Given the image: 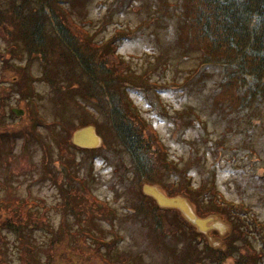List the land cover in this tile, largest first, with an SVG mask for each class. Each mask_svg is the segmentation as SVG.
<instances>
[{"label": "rangeland", "instance_id": "374dc122", "mask_svg": "<svg viewBox=\"0 0 264 264\" xmlns=\"http://www.w3.org/2000/svg\"><path fill=\"white\" fill-rule=\"evenodd\" d=\"M64 1L78 23L87 22V33L96 44L113 38L118 57L128 63L129 70L125 73L131 75L127 84L131 81L134 84L127 86H134V89L126 88V99L131 105H136L144 122L154 125L159 139L165 144L163 154L175 165L171 167L175 171L160 175L165 183H153L152 186L168 194L166 184L184 185L185 180L179 172L186 168L189 172L186 178L190 176L195 186L209 188L214 184L222 200L249 205L264 222V181L261 179L264 174V107L260 113L262 117L253 119L252 130L248 134L226 133L225 148L218 149L216 142L223 138L224 126L211 119L213 107L208 101L218 76L213 68L200 65L197 54L184 52L179 47L177 39L180 31H176L179 25L175 16L181 12L168 5L163 8L166 1L171 5L178 0H134L132 4L128 3L129 0ZM135 6H140V9H134ZM163 9L167 12L159 18L158 13ZM116 32L119 34L116 35ZM1 34L0 30V41L6 44ZM27 60L25 57L23 63ZM0 63L4 64L1 56ZM31 65L35 75L34 90L31 94L28 92V98L22 100L18 91L8 96L1 95L3 99L0 97V122L6 123L0 124V204L8 203L2 206L4 213H12L14 217L24 215L27 221L20 232L2 228L0 238L5 243L0 249V264H104L94 250L102 254L103 259L109 258L107 261L113 264L117 260L124 264L173 263L170 252L165 254L167 249L157 248L150 224L135 211L134 205L140 197L134 192V186L131 189L133 183L129 180L132 181L133 173L126 169V185L118 178L123 166L119 162L122 166L119 168L115 160L108 158V152L97 150L92 160L87 151L64 143L63 137L67 134L64 125H79L84 116L81 110H88L96 116H86V120L105 121L97 96L86 95L92 89L86 85L90 81L88 76L79 66L67 72L65 65L60 67L57 81L52 83L42 77L45 70L39 58L33 59ZM199 67L206 76L194 75ZM0 75L6 83H11L14 70L1 67ZM144 82L149 84L143 85ZM203 84L206 87L198 92ZM77 101L81 105L78 106ZM189 105L198 108L206 123L200 129L181 125L187 115L185 107ZM13 107L26 111L17 116L11 111ZM30 116H34L35 121L28 125ZM242 127L243 130L249 128L246 123ZM246 140L253 142L255 154L246 148ZM102 146L103 138L100 146L93 149ZM67 149L74 153L71 161L62 153ZM117 156H120V151ZM124 162L128 168L130 162L127 155ZM46 163L53 172L45 170ZM66 174L74 176L76 188L88 187L103 204L97 207L92 202L83 205L80 211L70 209L72 201L70 206H64L68 200L66 195L71 196L70 192L61 191V184L68 187ZM84 175L88 177L85 182L76 179L78 176L82 179ZM146 184L151 185L144 182L140 188L143 190ZM180 196L194 208L187 196ZM18 201V205H11V202ZM78 202L74 200L73 203L76 205ZM101 207L105 209L103 212L98 209ZM172 214L168 210L166 219L173 221ZM202 219H208L205 232L211 245L223 247L222 239L229 233L231 224L217 215ZM41 220L47 221L43 227H40ZM62 223L63 233H69V230L87 231L88 246L82 240L77 241L84 245V252L73 251L75 236L52 244ZM211 229L217 230L220 235L215 237L210 233ZM186 237L182 230L176 236H168L165 238L168 239L165 241L167 248L175 245L181 250L191 240L190 237H194L200 247L203 246L194 234L191 233L188 239ZM250 241L249 246L264 247V237L260 234L256 238L251 236ZM123 253L129 256L126 262L121 258ZM262 261L261 264H264V256ZM228 262L233 261L228 259Z\"/></svg>", "mask_w": 264, "mask_h": 264}, {"label": "trees", "instance_id": "16d2710c", "mask_svg": "<svg viewBox=\"0 0 264 264\" xmlns=\"http://www.w3.org/2000/svg\"><path fill=\"white\" fill-rule=\"evenodd\" d=\"M133 1L129 0L128 3L132 4ZM178 1L171 5L166 1L163 8L168 5L171 9L174 10L176 7L181 12L180 14L175 12V19L178 20L179 25L176 31H180L177 39L179 47L184 52L197 54L201 66L213 68L217 73L216 84L208 96V101L213 107L211 119L224 126L223 138L216 142L218 149H224L228 139L226 133L248 134L252 130L253 119L262 117L260 113L264 107V0ZM63 2L65 1L0 0V30L6 40V44L0 41V56L4 63L3 65L0 63V73L1 67L14 70L11 83H6L0 75V97L3 99V94L8 96L11 92L18 91L22 100L28 98V92L31 94L34 90L35 75L31 70L33 59L39 58L42 61L45 70L42 77L52 83L57 81L60 67L67 65V72L74 66L81 67L90 80L86 83L87 88H92L86 95L97 96L105 121L86 120V116L89 118H96V116L88 110H81L84 116L81 117L82 121L79 125L70 124L69 127L64 125L67 129V134L63 137L64 143L75 145L72 134L77 128L86 125L95 127L103 138L101 148L75 146L87 151V154L92 156V160L95 159L93 153L97 150L108 152V155L110 153L111 156L107 155V157L112 161L115 160L119 168L123 166V171L121 169L118 178L126 185L128 184L125 182L126 169L133 173L132 181L129 180L133 183L131 189L134 186V192L140 197L134 209L143 221L150 224L157 248L167 249L166 255L170 252L173 263L166 264H261L264 247L256 248L249 246V243L251 236L256 238L260 234L264 237V222L259 220L258 215L250 209L249 205L227 199L222 200L214 184L209 188L195 186L190 176L186 178L189 172L185 168L179 172V175H182L181 178L185 180L184 185L168 183L165 187L171 196L180 194L187 196L199 216L216 214L231 224L229 233L222 239L223 247L212 246L208 235L199 232L179 210L160 208L152 197L144 194L140 188L144 182L165 183L160 175L175 171V168H171L175 165L163 154L165 144L162 139H159L153 128L154 125L144 122L136 105H131L126 99L128 94L126 88H132L127 85L134 84V81L127 84L131 73H125L129 70L128 63L118 57L114 39L100 45L96 44L97 42L87 33L89 32L86 28L87 22L78 23ZM134 9L139 10L140 6H135ZM166 12V9L160 10L159 18ZM118 34L119 32H116V35ZM25 57L28 60L23 63ZM194 75L206 76L200 67ZM75 83L81 84L80 81ZM145 84L149 83L144 82L143 85ZM205 85L203 84L198 92L204 89ZM102 95L104 97H101ZM60 97L61 101L62 96ZM76 103L78 106L81 105L79 101ZM27 111L30 113L28 109ZM185 111L186 119L181 122L183 127L197 126L200 129L201 126L206 125L197 107L189 105L185 107ZM33 117L30 116L31 122L27 123L28 125L35 121ZM245 123L250 129L243 130L242 125ZM0 124L6 125L2 122ZM206 141L207 138L204 142ZM246 148L250 153H256L251 140H246ZM118 151L120 156H117ZM62 153L68 161L74 157V153L69 152V149L62 150ZM126 155L130 162L128 168L124 162ZM44 167L47 172H53L47 167V163ZM76 179L85 182L88 177L84 175L82 179L79 176ZM261 179L264 181V174ZM67 181L68 187L64 183L61 184V191L70 192L71 196L66 195L68 200L65 201L67 204L64 206H70L72 201L70 209L80 211L83 205H90L92 202L97 207L103 204L88 187L76 188L74 176L67 175ZM74 200L81 202L75 205ZM18 203L19 201L11 202V205H18ZM3 205L6 206L8 203L0 204V237L3 234L2 228L20 232L27 223L24 215L14 217L12 213H4ZM23 207L27 208L24 205ZM104 207L98 209L102 211L105 210ZM168 210L173 212V221L166 219L165 213ZM43 219H46L45 216ZM34 220L37 219L34 218ZM46 223V220H41L40 227ZM184 226L188 230H185ZM62 227H64L63 223L52 244H59L62 239L75 236L76 244L73 246V251L84 252V245L77 241L82 240L88 246L87 231L69 230V233H63ZM179 230H182L184 236L188 238L191 233L194 234L203 246L200 247L195 238L190 237L191 240L182 246L181 250H178L175 245L167 248L165 241L168 239L165 238L171 235L176 236ZM211 233L216 237L219 236L217 231ZM162 241L164 242L161 243ZM4 243V239L0 238V249L1 247L3 249ZM94 252L104 264H113L107 261L110 260L109 258L103 259L98 251L94 250ZM121 258L126 262L129 256L124 254ZM228 259H232L233 262L227 263ZM113 262L124 264L121 260ZM44 264L47 263L44 262Z\"/></svg>", "mask_w": 264, "mask_h": 264}, {"label": "water", "instance_id": "95a60500", "mask_svg": "<svg viewBox=\"0 0 264 264\" xmlns=\"http://www.w3.org/2000/svg\"><path fill=\"white\" fill-rule=\"evenodd\" d=\"M12 110L17 115L24 114V110L21 108L15 107ZM73 141L79 146L92 148L100 146L102 138L97 134L94 126L88 125L77 130L74 133ZM144 192L154 197L161 207L177 208L181 210L187 220H189L191 223L200 228L199 230L203 232L207 230L206 224L208 222V219L204 220L200 218L195 213L193 206L190 203H187V201L183 197H169L162 193L158 188L147 184L144 186Z\"/></svg>", "mask_w": 264, "mask_h": 264}]
</instances>
